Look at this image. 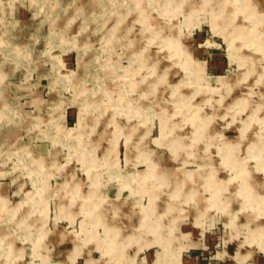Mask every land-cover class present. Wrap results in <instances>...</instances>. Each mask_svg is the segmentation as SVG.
<instances>
[{
    "label": "rangeland",
    "instance_id": "374dc122",
    "mask_svg": "<svg viewBox=\"0 0 264 264\" xmlns=\"http://www.w3.org/2000/svg\"><path fill=\"white\" fill-rule=\"evenodd\" d=\"M146 253L264 264V0H0V264Z\"/></svg>",
    "mask_w": 264,
    "mask_h": 264
},
{
    "label": "crops",
    "instance_id": "0c3cea01",
    "mask_svg": "<svg viewBox=\"0 0 264 264\" xmlns=\"http://www.w3.org/2000/svg\"><path fill=\"white\" fill-rule=\"evenodd\" d=\"M197 250H195V251H191L189 254H188V256H189V258H191V259H196V257H197ZM254 259H256V256H254ZM153 260V257H151V254H144V255H142L141 256V260H140V262L141 263H144V264H152V261ZM254 264H257V261L255 260V262H254Z\"/></svg>",
    "mask_w": 264,
    "mask_h": 264
}]
</instances>
